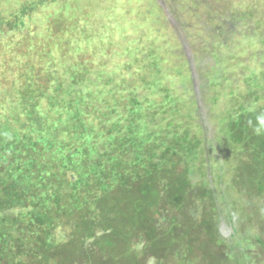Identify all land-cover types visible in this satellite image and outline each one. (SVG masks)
Returning a JSON list of instances; mask_svg holds the SVG:
<instances>
[{
    "label": "rangeland",
    "instance_id": "rangeland-1",
    "mask_svg": "<svg viewBox=\"0 0 264 264\" xmlns=\"http://www.w3.org/2000/svg\"><path fill=\"white\" fill-rule=\"evenodd\" d=\"M29 234L264 264V0H0V264Z\"/></svg>",
    "mask_w": 264,
    "mask_h": 264
},
{
    "label": "trees",
    "instance_id": "trees-1",
    "mask_svg": "<svg viewBox=\"0 0 264 264\" xmlns=\"http://www.w3.org/2000/svg\"><path fill=\"white\" fill-rule=\"evenodd\" d=\"M58 128L60 129L59 126H58ZM15 179L17 180L18 178L15 177ZM19 182L21 183V180H19L18 183ZM54 235H58V234L54 233ZM20 241L23 244H25V246H28V250L23 252L22 254L20 253V256L18 257L19 259H17V262L20 264H26V262L29 261L28 258H30V257L32 259L34 257L36 260H39L38 262L33 263L35 261V259H34V261H30V264H44V260L41 259L42 257H45L43 255V253L51 252V253H49V255L56 256L55 253H53V252L60 251L59 253H61V251L65 250V248H67V244H68L65 241L60 242L57 239H56V242H50V241L47 242L46 240H43L40 243H35L32 241V236H30V234L26 235L25 238L22 237L20 239ZM22 248H24V246ZM61 259H65L64 255H61V256L58 255V261ZM206 259H207V257L205 258V260ZM45 264H48V263H45ZM57 264H59V263L57 262ZM69 264H80V263H77L76 261L70 260Z\"/></svg>",
    "mask_w": 264,
    "mask_h": 264
}]
</instances>
